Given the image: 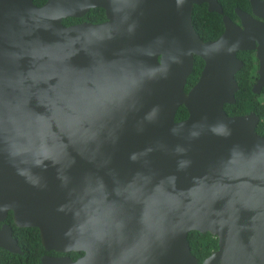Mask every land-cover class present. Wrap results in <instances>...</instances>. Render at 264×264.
Listing matches in <instances>:
<instances>
[{
	"label": "water",
	"instance_id": "obj_1",
	"mask_svg": "<svg viewBox=\"0 0 264 264\" xmlns=\"http://www.w3.org/2000/svg\"><path fill=\"white\" fill-rule=\"evenodd\" d=\"M223 15L205 41L196 5ZM103 8L106 20L67 25ZM264 17V0L253 1ZM219 0H0V223L38 227L41 264H264V136L229 115L241 51L264 87V23ZM196 57L204 60L187 91ZM256 93V92H255ZM181 107L188 117L177 120ZM0 249L22 254L13 228Z\"/></svg>",
	"mask_w": 264,
	"mask_h": 264
},
{
	"label": "trees",
	"instance_id": "obj_2",
	"mask_svg": "<svg viewBox=\"0 0 264 264\" xmlns=\"http://www.w3.org/2000/svg\"><path fill=\"white\" fill-rule=\"evenodd\" d=\"M47 0H34L37 5L45 3ZM224 13L231 14L229 8H233L232 0H220ZM106 20L105 10L103 8L92 9L82 18L65 19L64 23L70 25L77 21H87L99 23ZM193 24L198 34L205 40L217 39L224 31L225 26L223 16L217 12H209L207 4L196 5L192 16ZM238 56L245 62L244 67L237 73L236 80L239 84V90L236 93V103L227 104L225 109L229 115H246L251 112L260 116L261 120L257 127V132L264 136V90L262 94H256L252 90L254 75H256L257 59L251 52H240ZM204 66V60L196 57L195 70L189 78L187 91L198 80ZM188 116V110L181 107L177 113V120H182ZM14 230V237L22 250V254L13 253L0 249V264H41L43 255H62L54 251H47L41 241L39 228H17L14 224L13 213L10 211L6 220ZM189 240L193 253L199 258L200 264L212 252L218 249V240L211 234H202L191 232ZM83 252L69 253L73 259L82 255Z\"/></svg>",
	"mask_w": 264,
	"mask_h": 264
},
{
	"label": "flooded vegetation",
	"instance_id": "obj_3",
	"mask_svg": "<svg viewBox=\"0 0 264 264\" xmlns=\"http://www.w3.org/2000/svg\"><path fill=\"white\" fill-rule=\"evenodd\" d=\"M220 1V0H219ZM235 4L233 6V8H229V11L231 12V14H226L224 13L225 16H228L233 22H235L236 24L238 25H241L242 24V19L241 17L239 16L238 14V10L240 12H244L248 15H251L252 17L254 18H257V19H260L263 23H264V17L262 16H259V15H256L254 13V9H253V1H257V0H232ZM222 3V2H221ZM44 4V3H43ZM41 4V5H43ZM223 16V15H222ZM105 21V20H103ZM101 21V22H103ZM83 22H87V21H77V22H74L72 24H79V23H83ZM71 25V24H70ZM241 52H245V51H241ZM247 52H251V54H254L255 58H256V55H255V51L253 50H248ZM240 53V52H239ZM257 59V58H256ZM257 69H258V60H257ZM257 69H256V75H254V82H253V86H252V90L254 92H256V94H262L263 93V90H264V87L262 88H256L255 87V84L258 80V75H257ZM188 117V116H187ZM186 117V118H187ZM185 119V118H184ZM8 225V226H11L9 223H7L6 221L5 222H2L0 223V228L3 226V225ZM81 256V255H80ZM78 256V257H80Z\"/></svg>",
	"mask_w": 264,
	"mask_h": 264
},
{
	"label": "clouds",
	"instance_id": "obj_4",
	"mask_svg": "<svg viewBox=\"0 0 264 264\" xmlns=\"http://www.w3.org/2000/svg\"><path fill=\"white\" fill-rule=\"evenodd\" d=\"M11 212H12V211H11ZM9 213H10V212H9ZM12 213H13V212H12ZM8 216H9V215H8ZM7 219H8V217H7ZM7 219H6V220H7ZM6 220H5V221H6ZM13 220H14V217H13ZM5 221H4V222H5ZM1 223H2V222H1ZM11 227H12V226H11ZM12 228H13V227H12ZM13 233H14V230H13ZM13 236H14V235H13ZM14 238H15V237H14ZM15 239H16V238H15ZM71 253H72V252H71ZM75 253H79V252H75ZM60 254H69V253H60ZM47 255H48V254H47ZM43 256H44V255H43ZM77 258H78V257H77ZM77 258H76V259H77ZM72 259H73V258H72ZM76 259H73V260H76Z\"/></svg>",
	"mask_w": 264,
	"mask_h": 264
},
{
	"label": "bare ground",
	"instance_id": "obj_5",
	"mask_svg": "<svg viewBox=\"0 0 264 264\" xmlns=\"http://www.w3.org/2000/svg\"><path fill=\"white\" fill-rule=\"evenodd\" d=\"M24 228H28V227H24ZM33 228H38V227H33ZM41 240H42V238H41Z\"/></svg>",
	"mask_w": 264,
	"mask_h": 264
}]
</instances>
